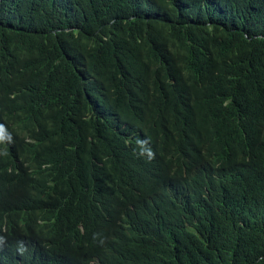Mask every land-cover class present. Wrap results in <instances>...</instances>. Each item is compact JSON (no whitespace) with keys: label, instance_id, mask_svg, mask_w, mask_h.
<instances>
[{"label":"trees","instance_id":"16d2710c","mask_svg":"<svg viewBox=\"0 0 264 264\" xmlns=\"http://www.w3.org/2000/svg\"><path fill=\"white\" fill-rule=\"evenodd\" d=\"M262 17L0 0V264H264Z\"/></svg>","mask_w":264,"mask_h":264},{"label":"bare ground","instance_id":"6f19581e","mask_svg":"<svg viewBox=\"0 0 264 264\" xmlns=\"http://www.w3.org/2000/svg\"><path fill=\"white\" fill-rule=\"evenodd\" d=\"M79 1V0H78ZM77 2V1H76ZM113 2V1H112ZM241 3V2H240ZM166 7V6H165ZM221 7V6H220ZM193 8V7H192ZM83 9V8H82ZM85 9V8H84ZM174 10V9H173ZM201 10V9H200ZM79 11V10H78ZM194 11V10H193ZM174 12V11H173ZM175 13V12H174ZM173 13V14H174ZM249 13V12H248ZM89 14V13H88ZM169 14H171V13H169ZM245 14V13H244ZM252 14V13H251ZM254 15V14H253ZM262 16V15H261ZM262 18H264V17H262ZM259 20V19H258ZM262 20V19H261ZM249 21V20H248ZM237 23V22H236ZM239 23V22H238ZM62 24V23H61ZM255 26V25H254ZM233 27V26H232ZM239 27H241V26H239ZM259 28V27H258ZM263 28V27H262ZM250 29V28H249ZM86 30V29H85ZM208 30V29H207ZM249 31V30H248ZM252 31V30H251ZM74 33V32H73ZM190 33V32H189ZM197 33V32H196ZM75 34V33H74ZM194 35V34H193ZM189 36V35H188ZM191 39V38H190ZM258 49V48H257ZM259 50V49H258ZM257 50V51H258ZM263 51V50H262ZM200 52V51H199ZM264 52V51H263ZM197 53V52H196ZM195 53V54H196ZM203 53V52H202ZM261 53V52H260ZM262 54V53H261ZM197 55H199V54H197ZM191 57V56H190ZM189 57V58H190ZM199 57V56H198ZM231 57V56H230ZM233 57V56H232ZM193 58H195V57H193ZM206 60V59H205ZM235 60V59H234ZM240 60V59H239ZM208 61V60H207ZM204 62V61H203ZM20 63V62H19ZM22 64V63H21ZM34 64V63H33ZM19 67V66H18ZM20 68V67H19ZM29 68V67H28ZM189 68H191V67H189ZM14 71H15V68H14ZM195 72V71H194ZM14 73V72H13ZM18 73V72H17ZM12 74V73H11ZM193 74V73H192ZM201 75V74H200ZM192 80H194V79H192ZM203 81H205V80H203ZM195 84H196V82H194ZM191 84V83H190ZM203 84V83H202ZM194 87V86H193ZM202 92V91H201ZM206 92V91H205ZM209 93V92H208ZM262 94V93H261ZM208 96H209V94H208ZM263 99H264V97H263ZM263 99H261V100H263ZM200 100V99H199ZM257 100V99H256ZM216 101V100H215ZM252 101V100H251ZM218 102V101H217ZM248 102V101H247ZM222 104V103H221ZM215 105V104H214ZM245 107V106H244ZM11 121V120H10ZM7 128V127H6ZM23 134V133H22ZM20 135V134H19ZM3 136V135H2ZM4 137V136H3ZM10 138V137H9ZM211 138V137H210ZM160 139V138H159ZM158 139V140H159ZM256 139V138H255ZM217 141V140H216ZM264 141V140H263ZM8 142V141H7ZM1 147V146H0ZM30 147V146H29ZM244 147V146H243ZM261 147V146H260ZM4 148H6V147H4ZM220 149H223V146H222V148H220ZM251 149V148H250ZM6 150H7V148H6ZM218 150V149H217ZM245 150V149H244ZM253 150V149H252ZM216 151V150H215ZM219 151V150H218ZM233 152V151H232ZM231 152V153H232ZM251 152V151H250ZM210 153V152H209ZM235 153V152H234ZM252 153H254V152H252ZM200 154V153H199ZM240 155V154H239ZM6 156V155H5ZM234 156H235V154H234ZM200 157V156H199ZM259 157V156H258ZM244 158V157H243ZM257 159V158H256ZM229 160V159H228ZM252 160V159H251ZM250 160V161H251ZM197 161V160H196ZM200 161V160H199ZM202 161V160H201ZM230 161V160H229ZM226 162H228V161H226ZM237 162V161H236ZM243 162V161H242ZM252 162V161H251ZM198 163V162H197ZM203 163H205V162H202V164ZM208 163V162H207ZM254 163V162H253ZM191 164V163H190ZM231 164V163H230ZM257 164V163H256ZM248 165H249V163H248ZM260 165V164H259ZM190 166V165H189ZM196 166V165H195ZM201 166V165H200ZM231 166V165H230ZM234 165H232V167H233ZM252 166V165H251ZM187 167V166H186ZM185 167V168H186ZM192 167V166H191ZM226 167H228V165H226ZM254 167H256L255 165H254ZM181 169V168H180ZM193 169V168H192ZM231 169V168H230ZM244 169V168H243ZM253 169V168H252ZM260 169V168H259ZM234 170V169H233ZM241 170V169H240ZM189 171V170H188ZM199 171V170H198ZM227 171V170H226ZM229 171H231V170H229ZM196 172V171H195ZM218 172V171H217ZM239 172V171H238ZM259 172V171H258ZM198 173V172H197ZM219 173V172H218ZM251 173H253V172H251ZM246 174H249V173H246ZM227 176V175H226ZM253 176V175H252ZM255 176V175H254ZM261 176V175H260ZM161 178V177H160ZM163 178V177H162ZM252 178V177H251ZM255 178V177H254ZM257 178V177H256ZM158 179V178H157ZM167 180V179H166ZM155 181H158V180H155ZM161 181V180H160ZM169 181V180H168ZM159 183V182H158ZM164 185V184H163ZM160 186V185H159ZM156 187H157V185H156ZM163 187V186H162ZM165 187V186H164ZM159 188V187H158ZM161 188V187H160ZM161 191H162V189H161ZM160 191V192H161ZM166 191V190H165ZM165 193V192H164ZM158 195V194H157ZM161 195V194H160ZM165 195V194H164ZM160 197V196H159ZM36 199L37 198H35V201H36ZM160 201V200H159ZM150 202V201H149ZM164 202V201H163ZM167 202V201H166ZM39 203V202H38ZM33 207H35V206H33ZM32 207V208H33ZM83 211H85V210H83ZM156 212V211H155ZM84 214V213H83ZM151 214V213H150ZM157 217V216H156ZM190 238V237H189ZM191 239V238H190ZM188 240V239H187ZM195 241V240H194ZM193 242V241H192ZM181 243V242H180ZM190 243V242H189ZM178 247V246H177ZM183 247V246H182ZM188 247V246H187ZM186 247V248H187ZM193 248V247H192ZM185 249V248H184ZM182 250V249H181ZM209 259V258H208ZM3 262H6V260L5 259H3Z\"/></svg>","mask_w":264,"mask_h":264},{"label":"clouds","instance_id":"9594fccd","mask_svg":"<svg viewBox=\"0 0 264 264\" xmlns=\"http://www.w3.org/2000/svg\"><path fill=\"white\" fill-rule=\"evenodd\" d=\"M145 141H138V144L140 145L141 149H142V152L141 154H143L144 152L147 153V156L149 159H152L154 158V153L153 151L150 149V148H147L146 150L144 149V145H145ZM6 247L4 248H1L0 249V253L3 252V250L5 249ZM2 260L5 259V258H1ZM103 260L101 259V257L99 256H93L92 258L89 259V261L87 262V264H103Z\"/></svg>","mask_w":264,"mask_h":264}]
</instances>
